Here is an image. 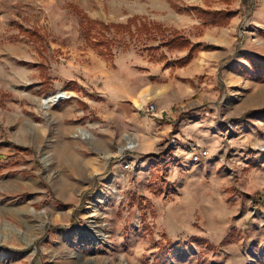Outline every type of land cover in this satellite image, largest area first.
<instances>
[{"label":"rangeland","instance_id":"rangeland-1","mask_svg":"<svg viewBox=\"0 0 264 264\" xmlns=\"http://www.w3.org/2000/svg\"><path fill=\"white\" fill-rule=\"evenodd\" d=\"M260 2L0 0V264H264V77L259 79L263 72L256 70L261 66L253 67L256 78L242 66L248 65L244 50L264 55V26L256 13ZM74 5L105 23L139 15L178 30L200 47L198 53L205 49L222 55L213 73L196 77L203 85L200 92L221 102L220 137L216 150L209 152L211 162L192 160L188 169L169 175L167 166L177 162L169 152L180 143L177 115L165 121L174 126L173 135L163 140L168 152L159 158L162 169L141 172L143 157L134 156L139 140L121 131L116 120H107L115 107L106 94L91 91L95 85L88 76L108 71L112 95L121 78L119 67L145 54L164 68L183 67L170 53L188 54L189 48L169 51L160 45V36L131 41L126 35L129 47H114L113 56L106 58L86 43ZM193 6L237 14L217 25L213 36L218 42L204 45L190 36L216 26H204ZM183 15L201 20L189 36L177 27L185 22ZM30 30H37L40 39L28 36ZM224 36L226 43L219 42ZM162 53L167 58L160 59ZM44 78L52 81L48 92L41 88ZM186 80L179 78V83ZM79 84L86 88L79 99L85 113L63 118L62 103L44 107L46 94L75 90ZM67 93V99L73 98ZM131 141L133 148L119 157ZM215 144L204 147L210 150ZM125 159L134 161L135 170L124 169ZM192 236L207 239L216 249L185 245ZM179 243L184 245L176 247Z\"/></svg>","mask_w":264,"mask_h":264},{"label":"crops","instance_id":"crops-1","mask_svg":"<svg viewBox=\"0 0 264 264\" xmlns=\"http://www.w3.org/2000/svg\"><path fill=\"white\" fill-rule=\"evenodd\" d=\"M261 2L262 4L258 6L256 13L261 18L260 24L264 26V0H261ZM202 3L200 4L201 6L208 7L204 5L205 2ZM160 6L163 7L162 5ZM168 14L170 18H173V15L169 11ZM183 16H185V22L182 25H177V27L184 28L185 34L191 28L201 23V20L198 18L193 19V17H187V15ZM216 29H218V26L209 27L199 37L190 36V38L194 43H202L204 45L209 41H215V39L218 42V37L213 36V33L218 31ZM219 42L226 43L225 36L220 37ZM248 47L245 49L248 50ZM170 54L174 59H177L186 55L187 50L173 51ZM221 57L222 55L219 52L203 49L188 65L172 69L171 67L164 68V63L151 62L149 56L145 54L138 61L137 59H133L132 65L121 66L119 69H116L117 71L120 70L119 75L121 78L119 79V85L114 83L112 95H109L107 92V89L110 87L109 82L112 81L111 74L108 71L103 70L89 74L88 78H91V81L95 85V88L91 89V91L94 93L95 91H99L106 94L111 106L115 107V113L109 115L107 120L111 122L112 120H116L117 123L121 124V131H130L139 140L138 154L134 156L136 158L143 157L142 165H144L141 172H144L146 168H148L149 172L154 167L158 170L162 169L158 168L160 165L158 164L159 158L161 154L168 152L167 150H163L165 144L163 140L165 141L169 135H173L171 132L174 126L173 123H166L165 121L172 118L175 119L177 115L180 116L176 121L179 127L177 135L180 138V143L169 152V155L174 156L177 160L176 163H172L175 161L172 160L167 166L171 177L176 170L188 169V163L192 161L193 152L207 145L213 146L215 142V148L211 147L209 150L210 155L216 150L217 140L220 137L217 132H219V104L221 102L217 98L210 96L209 92H200L203 85L198 86L196 77L199 74L213 73L216 69L214 65L217 64ZM243 58L248 65L242 64V66L246 69L249 77L252 75L258 77L253 68L256 65L261 66V69L256 68V70H261L264 73V69L262 68V65H264L263 54H259L254 50L250 52H245L244 50ZM170 61L172 62V59ZM140 67L147 68V70H141ZM122 71H127L130 75H126ZM151 76H157L159 81H152ZM179 78H187L188 80L180 84ZM190 79L194 84H191ZM80 85L79 88L72 91L66 89L67 92L73 95V98H61V100H57L58 102H54L58 104L62 103L61 116L63 118L80 116L81 110L82 113H85L84 109H82L83 106H81L83 103H80L79 99H81L80 93L83 94L86 88H80ZM61 88L63 89V87ZM87 103L90 106V102L88 101ZM149 103L156 104L155 112H151L148 109L147 105ZM76 119L82 120L81 117ZM122 134L124 133L122 132ZM210 135L214 136L210 137ZM193 146L196 147L194 148ZM208 157L202 163L211 162L212 159Z\"/></svg>","mask_w":264,"mask_h":264},{"label":"trees","instance_id":"trees-1","mask_svg":"<svg viewBox=\"0 0 264 264\" xmlns=\"http://www.w3.org/2000/svg\"><path fill=\"white\" fill-rule=\"evenodd\" d=\"M173 5L178 11L183 10L178 4L174 2ZM73 7L75 8V11L81 16L82 21L80 22V25L86 43L96 49L100 55L106 58H111L113 56L114 47H118L121 44H124V47H129L130 44H128L125 40L126 35L131 39V41H138L140 40L139 38L144 35H147V39L151 40L160 36L162 38L160 45L166 47L169 51L189 48L188 54L175 61L178 66H184L191 62L200 50L198 45L193 46L190 39L181 34V32L178 30H170V28L165 27L159 22L143 21L139 15L129 17L124 23H105L103 21H97L90 18L88 15H86V13H83L78 6L74 5ZM191 9L202 20L204 26L226 25L229 23L231 18L237 14L236 11L231 9L214 10L209 8L204 9L199 6H193ZM168 33H170V35H168ZM27 35L35 40L40 39L37 37V30H30L27 32ZM158 48V46H147V50L150 51L159 50ZM165 58H167L166 55L162 53L160 59ZM46 70L47 69L45 67H42L41 76L46 74ZM262 74H259L260 76L258 75L259 79L264 77ZM51 86L52 81L50 79L44 78L42 80V91L48 92L51 89ZM71 90H73V88ZM234 234L235 232L232 231L227 236V238L223 240V243H229ZM189 242H195L201 245L207 244L210 249H216L215 246L209 244L207 239L198 236H192L189 238L185 242V245H187ZM183 245L184 243H179L176 247H181Z\"/></svg>","mask_w":264,"mask_h":264},{"label":"built area","instance_id":"built-area-1","mask_svg":"<svg viewBox=\"0 0 264 264\" xmlns=\"http://www.w3.org/2000/svg\"><path fill=\"white\" fill-rule=\"evenodd\" d=\"M64 92H67V91H64ZM69 97H70V95L69 96H64L62 99H67ZM59 100H61V99H59ZM147 107H148V109L151 112H155V110H156V106H155L154 103L148 104ZM170 144L173 145V143H170ZM193 147L195 148L196 146H193ZM262 148L264 149V146H262ZM124 155H126V152H124L122 155H119V157L122 158ZM208 156H209V150L206 147H203V148L199 149L198 151L193 152L192 160L194 162H199V161H201L202 159H204V158H206ZM131 161H132V159L131 160L125 159V161H124L125 162L124 163V169L132 170V171L135 170L134 161H132V163H131Z\"/></svg>","mask_w":264,"mask_h":264},{"label":"bare ground","instance_id":"bare-ground-1","mask_svg":"<svg viewBox=\"0 0 264 264\" xmlns=\"http://www.w3.org/2000/svg\"><path fill=\"white\" fill-rule=\"evenodd\" d=\"M69 93H67V92H63V91H59V92H57V93H55V94H51V95H48V96H46V97H44L45 99H44V107H48L51 103H54V102H56L61 96H66V95H68ZM86 133V132H85ZM133 146H134V142L133 141H131V142H129V145H127V146H125L122 150H121V152L123 153V150H125L126 148H133ZM121 153V154H122Z\"/></svg>","mask_w":264,"mask_h":264},{"label":"water","instance_id":"water-1","mask_svg":"<svg viewBox=\"0 0 264 264\" xmlns=\"http://www.w3.org/2000/svg\"><path fill=\"white\" fill-rule=\"evenodd\" d=\"M47 95H48V94H46L45 96H47ZM45 96H44V97H45ZM63 97H64V96H61L59 99H61V98H63ZM59 99H58V100H59ZM43 102H45V101L43 100Z\"/></svg>","mask_w":264,"mask_h":264}]
</instances>
